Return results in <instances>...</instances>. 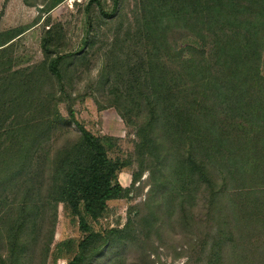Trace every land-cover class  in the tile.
<instances>
[{
    "label": "rangeland",
    "instance_id": "1",
    "mask_svg": "<svg viewBox=\"0 0 264 264\" xmlns=\"http://www.w3.org/2000/svg\"><path fill=\"white\" fill-rule=\"evenodd\" d=\"M188 4L191 16L179 11L178 0H0V120L5 128L19 129L24 116L37 127L47 109L58 110L67 122L56 124L48 142H39L46 146L48 162L59 160L81 127L123 166L117 182L126 193L109 201L98 220L87 217L94 231L113 233L81 264H264V181L225 179L229 148L214 139L209 121L218 122L209 111L206 120L208 109L189 105L184 110L197 124L183 129L196 140L190 150L181 147L185 134L177 128L186 117H178L180 96L167 103L162 93L164 67L182 68L200 81L216 66L248 60L225 36L219 39L227 44L224 50L207 36L226 28L216 9L214 17L199 21L191 12L193 0ZM261 12L257 25L241 19L238 30L254 36V48L246 53L260 52L264 75ZM56 58H63L62 79L49 71ZM144 137L148 144L142 143ZM11 142L4 146L15 153L3 150L0 157L1 169L10 173L15 168L8 161H20ZM189 155L198 164L191 173ZM37 185L33 179L29 207L34 214L18 264H69L84 238L79 219L66 203H46L45 190ZM8 252L0 239V256Z\"/></svg>",
    "mask_w": 264,
    "mask_h": 264
},
{
    "label": "trees",
    "instance_id": "2",
    "mask_svg": "<svg viewBox=\"0 0 264 264\" xmlns=\"http://www.w3.org/2000/svg\"><path fill=\"white\" fill-rule=\"evenodd\" d=\"M229 2L230 0H193L191 12L193 18L196 17L199 20V18L214 17L216 9L218 16L223 17L221 23L225 24L226 28L206 33L207 36L214 40L213 43L220 44L221 50H224L227 44H223V40L219 41V39L225 36L229 43L236 45V48H231L244 57L248 56V60L242 64L216 66L212 69L214 74L209 71L208 77L200 81L194 79L191 73L182 68L175 71L171 67H164L162 93L167 103H171L169 98L176 97V94L180 96L178 109L182 113H178V117L181 116L182 119L186 117L185 121L183 119V124L180 122L181 128H177V130H183L185 134V138L181 140V147L190 150L192 142L196 140L193 133L187 137V130L183 129L188 124L195 126L197 124L184 110L189 105L191 109L194 107L208 109L203 115L206 120L209 119L210 112V115L217 118L218 122L209 121L212 133L218 137L214 139L222 140L225 147L229 148L226 153L229 169L225 179L231 178L235 181L238 177L248 179L253 177L264 181V75L260 73L258 66L261 56L260 52L251 56L246 53L254 48L251 44L254 36L248 37L249 33L252 34L251 32H246L243 36L238 30L242 24L241 19L245 20L244 24L247 22L246 24L251 26L261 21L260 13L264 11V0H231ZM178 4L182 14L191 16L188 13V0H178ZM218 4L222 5L221 11ZM261 46L260 49L264 51V39ZM61 61L63 58H56L49 65V71L59 79L63 78ZM171 69L174 74H169L172 72ZM157 105L155 102L153 107L158 108ZM160 106L164 105L160 104ZM69 116L75 123L74 113L71 110ZM24 117V124L19 129H12L13 124L5 128L4 122L0 120L2 122L0 124V157L4 153L3 150L10 154L15 153L4 146L5 141L11 140V146L18 147V158H20V161L19 159L8 161V164L15 168V171L11 173L5 168L1 169L2 164H0V211H4L0 218L3 226L0 239L9 247L7 255L0 256V264H10L13 256L16 259L11 264H18V256L22 253L26 254L27 242H29L27 230L34 214L29 207L30 196L35 189L30 187L33 179H36L38 184L36 189L39 187L45 190L43 199L46 203L52 206L66 203L70 206L72 213L78 217L84 238L78 245L76 257L69 264H81L89 253L99 249L100 243H105L113 233L109 232L107 236H104L94 231L87 217L93 221L98 220L106 213L109 201L118 199L126 193L117 182L123 166L108 156L104 144L97 137L81 127H79V136L61 152L59 160L54 163L48 162L49 153L43 149L46 146L39 142L46 138L48 142L49 134L56 124L60 121L67 122V120L58 113V110L52 114L49 109L42 115L37 127L30 126L29 117ZM142 140L143 144H148L150 141L145 137ZM193 159L195 157L191 155L187 158L188 162L191 161L188 164L190 173L198 169V164ZM15 162L18 164L15 165ZM262 188L264 189V186ZM16 195H23L24 200L17 202ZM17 249L19 254H16Z\"/></svg>",
    "mask_w": 264,
    "mask_h": 264
}]
</instances>
